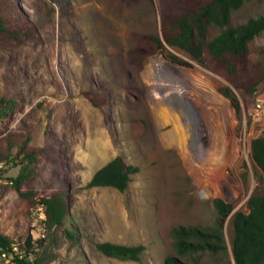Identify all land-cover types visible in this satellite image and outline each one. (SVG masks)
<instances>
[{
  "label": "rangeland",
  "instance_id": "1",
  "mask_svg": "<svg viewBox=\"0 0 264 264\" xmlns=\"http://www.w3.org/2000/svg\"><path fill=\"white\" fill-rule=\"evenodd\" d=\"M16 1L35 29L0 38V137L28 135L41 152L0 165V233L22 252L30 234L44 264H163L173 254L171 229L213 227L219 199L231 206L226 256L187 263L235 264L233 216L264 195L251 158L264 133V33L249 44L257 66L236 87L206 52L201 62L167 44L142 60L133 55L142 38L161 37L163 17L180 14L186 0ZM261 15L264 0H250L229 25ZM221 30L212 27L210 37ZM117 156L137 168L128 188H90ZM19 175L26 180L17 192L11 180ZM61 185L69 216L47 230L37 202ZM28 191L35 204L21 195ZM102 242L146 249L141 263L122 261L100 253Z\"/></svg>",
  "mask_w": 264,
  "mask_h": 264
},
{
  "label": "trees",
  "instance_id": "2",
  "mask_svg": "<svg viewBox=\"0 0 264 264\" xmlns=\"http://www.w3.org/2000/svg\"><path fill=\"white\" fill-rule=\"evenodd\" d=\"M250 0H186L178 15H165L161 24V37L146 36L140 46L132 51L135 57L144 59L164 48V44L187 53L193 60L201 62L208 53L215 65L221 68L236 86L239 74L249 73L257 66L249 59V44L264 33V15L249 19L243 24L230 26V16ZM212 27L221 28L215 37H210ZM35 26L23 15L16 0H0V38L20 40L31 36ZM251 94L252 90H246ZM220 92L232 101L229 90ZM4 103L0 100V106ZM28 135L8 133L0 137V165H15L19 158L33 160L41 150L30 146ZM251 158L264 173V133L251 144ZM21 161V160H20ZM137 168L127 165L117 156L101 167L91 178L90 188H113L124 192ZM3 170L0 169V176ZM26 180L22 175L11 181L20 191ZM32 203H36L31 191L21 193ZM45 215L44 226L52 230L62 225L69 216L68 199L64 185L42 196L37 202ZM213 207L217 221L211 228L197 226H177L171 229L172 255L163 264H188L197 256H226V245L222 234L223 221L231 213V206L216 199ZM247 213L237 212L233 216L234 237L232 253L235 264H264V195H255L247 202ZM30 234L25 239V252L15 256L9 264H44L35 256ZM15 244L8 236L0 233V249L10 252ZM104 256L122 261L140 262L145 246H126L110 242L96 245ZM31 257V258H30ZM229 264V261H226Z\"/></svg>",
  "mask_w": 264,
  "mask_h": 264
},
{
  "label": "built area",
  "instance_id": "3",
  "mask_svg": "<svg viewBox=\"0 0 264 264\" xmlns=\"http://www.w3.org/2000/svg\"><path fill=\"white\" fill-rule=\"evenodd\" d=\"M258 110L264 111V99L260 100V103L257 104V111ZM23 254L24 252L20 251L16 244L12 245L10 252H6L0 249V264H9L15 256L21 257Z\"/></svg>",
  "mask_w": 264,
  "mask_h": 264
},
{
  "label": "bare ground",
  "instance_id": "4",
  "mask_svg": "<svg viewBox=\"0 0 264 264\" xmlns=\"http://www.w3.org/2000/svg\"><path fill=\"white\" fill-rule=\"evenodd\" d=\"M188 160V159H187Z\"/></svg>",
  "mask_w": 264,
  "mask_h": 264
}]
</instances>
